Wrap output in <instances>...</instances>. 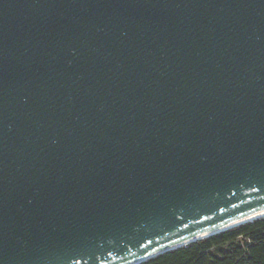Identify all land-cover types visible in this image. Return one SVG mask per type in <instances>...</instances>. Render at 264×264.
<instances>
[{"label":"water","instance_id":"obj_1","mask_svg":"<svg viewBox=\"0 0 264 264\" xmlns=\"http://www.w3.org/2000/svg\"><path fill=\"white\" fill-rule=\"evenodd\" d=\"M263 213L264 0H0V264H140Z\"/></svg>","mask_w":264,"mask_h":264},{"label":"trees","instance_id":"obj_2","mask_svg":"<svg viewBox=\"0 0 264 264\" xmlns=\"http://www.w3.org/2000/svg\"><path fill=\"white\" fill-rule=\"evenodd\" d=\"M140 264H264V217Z\"/></svg>","mask_w":264,"mask_h":264},{"label":"bare ground","instance_id":"obj_3","mask_svg":"<svg viewBox=\"0 0 264 264\" xmlns=\"http://www.w3.org/2000/svg\"><path fill=\"white\" fill-rule=\"evenodd\" d=\"M263 216H264V213L263 214H258V215H255L253 217H249V218H246V219H243V220H240V221H238L236 223H233L232 225L224 227L222 230L230 229V228H232L234 226H238L240 224L247 223V222H250L252 220H256L257 218H260V217H263ZM218 232H221V231H214L213 233H210V234H216ZM210 234L204 235V236H202V238H206V237L210 236ZM185 245H188V243L182 244V246H185Z\"/></svg>","mask_w":264,"mask_h":264}]
</instances>
